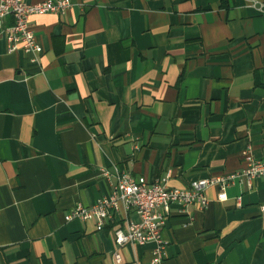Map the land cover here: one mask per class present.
I'll return each mask as SVG.
<instances>
[{"label":"crops","instance_id":"obj_1","mask_svg":"<svg viewBox=\"0 0 264 264\" xmlns=\"http://www.w3.org/2000/svg\"><path fill=\"white\" fill-rule=\"evenodd\" d=\"M69 1L30 17L35 61L0 36V264H150L152 243L65 215L110 193L101 169L182 189L248 146L264 163V0ZM224 192L170 208L160 264H264V181Z\"/></svg>","mask_w":264,"mask_h":264},{"label":"built area","instance_id":"obj_2","mask_svg":"<svg viewBox=\"0 0 264 264\" xmlns=\"http://www.w3.org/2000/svg\"><path fill=\"white\" fill-rule=\"evenodd\" d=\"M70 6L69 0H45L34 4H28L25 0H1L0 36L4 38L8 52L22 51L32 55V60L35 61L42 49L30 26V17L45 13L62 15ZM7 19L11 21L10 25L5 24ZM241 159L244 165L241 171L201 179L192 183L189 188L182 189L168 188V175L147 182L141 176L132 175L128 168L113 166L112 172L101 169V176L110 182V193L98 198L89 207L75 205L65 215V220H93L97 231L111 222L112 238L117 248L126 244L143 246L152 243L154 248L150 264H160L165 255L161 230L173 205L180 210L191 204L204 208L208 204L204 190L210 185L219 187L217 201L223 202L226 201L225 189L234 182L244 184L250 191L254 180L264 181V163L253 157L250 146L243 151ZM120 211L125 214L131 212L135 220L126 219L121 224H114V218ZM113 259L116 264L121 262L116 251Z\"/></svg>","mask_w":264,"mask_h":264}]
</instances>
